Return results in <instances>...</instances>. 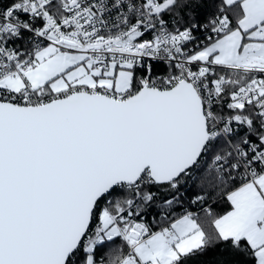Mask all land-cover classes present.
Returning a JSON list of instances; mask_svg holds the SVG:
<instances>
[{
    "label": "snow or ice",
    "instance_id": "snow-or-ice-1",
    "mask_svg": "<svg viewBox=\"0 0 264 264\" xmlns=\"http://www.w3.org/2000/svg\"><path fill=\"white\" fill-rule=\"evenodd\" d=\"M212 250L264 264V0H0V264Z\"/></svg>",
    "mask_w": 264,
    "mask_h": 264
},
{
    "label": "trees",
    "instance_id": "trees-1",
    "mask_svg": "<svg viewBox=\"0 0 264 264\" xmlns=\"http://www.w3.org/2000/svg\"><path fill=\"white\" fill-rule=\"evenodd\" d=\"M198 36H202V33H197ZM155 64V63H154ZM161 66H157V74L162 75L163 73L160 70ZM192 190H195V184L192 186ZM225 208L224 205H221L220 207L217 208V211H223ZM119 244V241L117 240V245ZM103 253L105 256L111 251L110 248H104L102 249ZM221 258V253L219 250H212L207 253L204 257H201L202 264H216V261Z\"/></svg>",
    "mask_w": 264,
    "mask_h": 264
},
{
    "label": "built area",
    "instance_id": "built-area-1",
    "mask_svg": "<svg viewBox=\"0 0 264 264\" xmlns=\"http://www.w3.org/2000/svg\"><path fill=\"white\" fill-rule=\"evenodd\" d=\"M188 47H189V48H191V47H192V45L190 44V45H188ZM146 59H147V58H146ZM152 63H155V62H152Z\"/></svg>",
    "mask_w": 264,
    "mask_h": 264
}]
</instances>
